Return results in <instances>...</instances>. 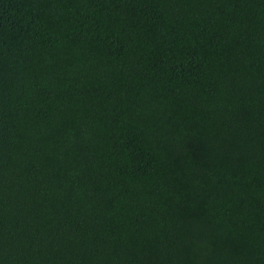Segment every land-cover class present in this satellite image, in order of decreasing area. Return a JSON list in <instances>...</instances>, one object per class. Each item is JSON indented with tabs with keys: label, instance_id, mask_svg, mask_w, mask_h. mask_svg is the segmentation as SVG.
<instances>
[{
	"label": "trees",
	"instance_id": "trees-1",
	"mask_svg": "<svg viewBox=\"0 0 264 264\" xmlns=\"http://www.w3.org/2000/svg\"><path fill=\"white\" fill-rule=\"evenodd\" d=\"M0 264H264V0H0Z\"/></svg>",
	"mask_w": 264,
	"mask_h": 264
}]
</instances>
